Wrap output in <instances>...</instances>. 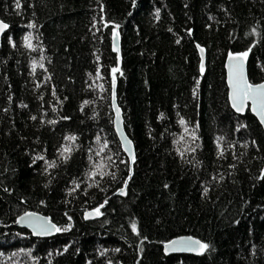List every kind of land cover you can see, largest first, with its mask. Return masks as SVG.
Returning a JSON list of instances; mask_svg holds the SVG:
<instances>
[{
  "label": "trees",
  "instance_id": "obj_1",
  "mask_svg": "<svg viewBox=\"0 0 264 264\" xmlns=\"http://www.w3.org/2000/svg\"><path fill=\"white\" fill-rule=\"evenodd\" d=\"M19 2L0 0V264H264V134L230 110L223 70L248 51L264 82V0ZM27 212L62 230L33 238ZM179 236L209 247L165 255Z\"/></svg>",
  "mask_w": 264,
  "mask_h": 264
},
{
  "label": "snow or ice",
  "instance_id": "obj_2",
  "mask_svg": "<svg viewBox=\"0 0 264 264\" xmlns=\"http://www.w3.org/2000/svg\"><path fill=\"white\" fill-rule=\"evenodd\" d=\"M16 7L17 8L20 7L19 0H16ZM28 27L33 28V27H35V25L29 24ZM116 27L118 28L119 26L117 25ZM8 28H9V25L7 23L0 21V32H3L4 30H6ZM117 35H118V33L114 31L113 32V38L115 39V37ZM24 40L26 42L25 46L28 48H32L30 37L25 36ZM114 50L118 51V49L115 48V45H114ZM249 51H250V49H249ZM201 52H203V49H201ZM247 56H248V51L238 53L235 56L230 54V59L235 61V63L231 67V75H230V83L232 86L233 107L236 108L237 111H241L243 106H244V102L247 100H251L252 105H253V111H255L257 113V115L260 117L261 123H264V84L252 85L245 79L244 61L246 60ZM41 67H42V65H41ZM117 71H118L117 68L112 69L113 85L115 83V73ZM203 71H204V67H203V64H201V72H203ZM117 115H119V109H117ZM33 119H35V117H33ZM180 124L184 125L185 121L183 119H181ZM185 132H188L187 127H185ZM191 135H192L193 140H195L197 138L195 136L194 131L192 132ZM67 139L74 141L75 137H67ZM182 139H183V137H182ZM219 139H222V138H219ZM69 151H70V149L68 147H65L61 154L63 155V153H67ZM192 151H195V149L193 148ZM222 154L223 153L221 152V155ZM41 159H42V157H41ZM133 160H134V157H133ZM53 166H55L54 162L49 165V167H53ZM120 194L121 195L125 194L123 189H121ZM101 207H103V205H100V207H97L94 210V213H88V216L90 217L93 214L96 216L102 215V213L100 211ZM33 217H34L33 213H25V216L20 217V219H21V221H24L26 218H28L30 221V226L33 227L34 231H36L37 234L44 235V234L51 233L53 230L56 232H60L62 230L59 227H57L56 225L52 224L48 220H42L41 219L38 221H34V220H32ZM132 230H133V232H136V225L134 223L132 224ZM177 246H179L182 249L186 248L187 250H199L201 253L209 247L208 244L201 243L198 240H192L191 238H188L186 240L182 239V240H178V241H172L173 250H176ZM117 251H118V249H117Z\"/></svg>",
  "mask_w": 264,
  "mask_h": 264
},
{
  "label": "water",
  "instance_id": "obj_3",
  "mask_svg": "<svg viewBox=\"0 0 264 264\" xmlns=\"http://www.w3.org/2000/svg\"><path fill=\"white\" fill-rule=\"evenodd\" d=\"M222 1L228 2L230 0H222ZM5 31L6 30H4L3 32H0V39H1V37ZM114 45H115V48L118 49V51L114 50ZM111 50L115 54L119 53L118 35L115 37V39L112 36ZM197 50H198V55H199V60H200L199 65H200V71H201V64H203V67H204V63H205V53H204V50H203V52H201V48H198ZM238 53H241V52H238ZM238 53H230L229 52V53H227V55L224 59L223 70H224V80H225V86H226V92H227V94H226L227 103H228L230 110L238 116H243L245 114V112L248 111L250 113V115H252L257 120V122H258L259 126L261 127L263 134H264V123H261L260 117L257 115V113L255 111H253V105H252L251 100H247L244 102V106H243L241 111H237L236 108L233 107L232 86L230 83V75H231V67L235 63V61L230 59V54L235 56ZM248 57H249V52H248V56H247L246 60L244 61V75H245V79L249 82L248 76H247ZM250 84H252V83H250ZM260 84H264V82L255 83L252 85H260ZM111 108H112V112H113V131H114V134L117 138V141L120 144V148H121L122 153L124 154V156L128 160L129 167H131V165L133 163V157H135L134 148H133L131 141L126 136L124 129H123L122 113H121V110L119 109V107L117 106L116 99H115V84L114 85L112 84V89H111ZM117 109H119V115H117ZM129 172L131 173V170ZM120 192L121 191L118 192L119 195H121ZM27 213H33V212H27ZM88 213H94V211L85 212L84 213V219L85 220H93V219L98 217L94 214L89 217ZM33 214H34V217L32 218V220H34V221H38V220L42 219V220H48L52 224H54L50 220L49 217L40 215L38 213H33ZM22 216H25V213L21 214L19 217L16 218L15 226L19 229L26 230L35 239L51 238V237L55 236V234L57 233L56 231L53 230L51 233H48V234H44V235L37 234V232L34 231L33 227L30 226V221L28 218H26L24 221H21L20 217H22ZM188 238H191L192 240H197V239L192 238L190 236H179V237L173 238L170 241L163 244V246H162L163 247V253L165 255H185V254H187V255H192V256H198L201 253L199 250H187L186 248L182 249L179 246H177L176 250H173L172 241H178V240H182V239L186 240Z\"/></svg>",
  "mask_w": 264,
  "mask_h": 264
},
{
  "label": "flooded vegetation",
  "instance_id": "obj_4",
  "mask_svg": "<svg viewBox=\"0 0 264 264\" xmlns=\"http://www.w3.org/2000/svg\"><path fill=\"white\" fill-rule=\"evenodd\" d=\"M83 219H84V217H83ZM162 249H163V247H162Z\"/></svg>",
  "mask_w": 264,
  "mask_h": 264
}]
</instances>
